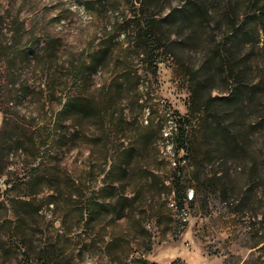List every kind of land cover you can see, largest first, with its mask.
<instances>
[{
	"label": "rangeland",
	"instance_id": "1",
	"mask_svg": "<svg viewBox=\"0 0 264 264\" xmlns=\"http://www.w3.org/2000/svg\"><path fill=\"white\" fill-rule=\"evenodd\" d=\"M227 3L206 0L210 14L143 55L122 30L137 24L132 0H0V264H264V69L257 48L213 42ZM111 40L114 55L75 81L83 51L89 65ZM81 85L109 112L56 121ZM178 143L204 146L189 158Z\"/></svg>",
	"mask_w": 264,
	"mask_h": 264
},
{
	"label": "trees",
	"instance_id": "2",
	"mask_svg": "<svg viewBox=\"0 0 264 264\" xmlns=\"http://www.w3.org/2000/svg\"><path fill=\"white\" fill-rule=\"evenodd\" d=\"M134 5L133 11L134 16L136 17L137 24L132 25L131 27H124L123 33L127 36L126 40V49L129 51H134L137 54H143L142 51H139L141 47H148L150 43H153L155 47L158 46V43L162 40V35L164 31L173 30L175 33V37L179 38L180 36L176 33L185 21L194 20L196 17L202 15H208L212 12L210 8L206 5V0H179L175 6L171 7L169 11L163 17H155L151 11H149L148 1H156L160 0H132ZM88 2V1H86ZM247 3L250 5L248 12L251 15V18L245 23L240 22V14L239 10V1L238 0H228L226 4V9L230 10L229 17L232 18L230 21V28L227 29L225 33V38L220 37V40H216V38H212L213 42L217 43V47L221 42L222 47L230 46L232 47H246L247 49L261 51L259 60H261L262 69H264V0H247ZM147 4V7H146ZM247 26V28L255 29V37L253 35L248 34V31L244 34H241L239 30L243 26ZM175 29V31H174ZM196 33L194 28H188L187 34L189 36ZM161 36V37H160ZM106 47H104L99 55L92 56L94 61H90L89 65L86 64V61L89 60L88 53L86 50L83 51L82 55H80L79 59L75 61V65L73 66L72 77L73 79L80 80L81 82L89 76L91 69L94 65L102 64L107 60L108 57H112L114 55V42L111 40ZM160 47L156 49L155 52L158 54ZM153 55L156 58L157 55ZM256 59V58H254ZM156 67L153 66V69ZM223 68V66H222ZM193 69V68H192ZM203 70L202 67H198V71ZM205 78L212 79L214 78V71L212 68L204 69ZM119 77L115 76L108 83L106 87H104V92L109 93L111 87L114 83L118 82ZM84 87L81 85L75 95L66 97L65 100L61 103L59 111L56 113V121H60V119L66 117L65 114L67 112L73 113L71 114L72 118L77 122H80L86 115L87 111H93L96 114L100 112H109L110 106V97H102L100 101H93L90 97H86L82 90ZM198 89V88H197ZM191 92H194V89L191 88ZM234 96V91H231L227 97L221 98L220 100H228ZM217 97H213L209 95L204 101L205 107H210L212 103L216 101ZM204 107V108H205ZM198 110L200 111L201 109ZM231 144V143H225ZM217 149L216 152H219L221 155L220 158L223 160L230 156V153L234 152V150L230 151L225 148V150L221 151V146L224 143H216ZM204 143H178L176 148V153L178 150H183L187 157H193L200 153L201 149H203ZM226 160V159H225ZM186 195V194H185ZM193 195V192H192ZM178 206L181 208L180 200H178Z\"/></svg>",
	"mask_w": 264,
	"mask_h": 264
},
{
	"label": "clouds",
	"instance_id": "3",
	"mask_svg": "<svg viewBox=\"0 0 264 264\" xmlns=\"http://www.w3.org/2000/svg\"><path fill=\"white\" fill-rule=\"evenodd\" d=\"M80 14H81V17H82V20H83L84 24H87V23L91 22L94 19L93 14L87 12L83 8L80 9Z\"/></svg>",
	"mask_w": 264,
	"mask_h": 264
},
{
	"label": "built area",
	"instance_id": "4",
	"mask_svg": "<svg viewBox=\"0 0 264 264\" xmlns=\"http://www.w3.org/2000/svg\"><path fill=\"white\" fill-rule=\"evenodd\" d=\"M188 197H189V198H192V191H189V193H188ZM173 202H174V201L170 198V203H169V204H170L171 206H174V203H173Z\"/></svg>",
	"mask_w": 264,
	"mask_h": 264
}]
</instances>
